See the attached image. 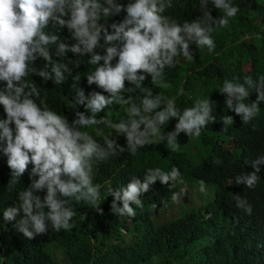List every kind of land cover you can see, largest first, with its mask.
I'll use <instances>...</instances> for the list:
<instances>
[{
  "label": "clouds",
  "instance_id": "9594fccd",
  "mask_svg": "<svg viewBox=\"0 0 264 264\" xmlns=\"http://www.w3.org/2000/svg\"><path fill=\"white\" fill-rule=\"evenodd\" d=\"M209 3L223 15L213 17ZM173 6V0H129L127 4L118 0H0V83L3 85L0 106L4 113L0 118V152L7 157L11 185H17L31 165L30 186L18 193L19 203L5 208L3 220L14 221L13 226L25 238L46 233L49 224L56 232L71 230L75 203L86 202L103 213L101 186L93 182L95 163L107 161L118 151L135 154L140 148L165 140L172 151H177L180 146L177 137L181 132L189 138H198L202 129L216 120L210 99H199L194 106L181 110L175 98L154 95L151 88L142 85L150 76L153 85L167 89L165 69L175 67L178 56L187 60L194 58L190 43L213 52L216 47L211 36L213 23L218 27L227 26L229 18L235 17L240 8L232 0H199L203 15L181 24L166 14ZM122 12L125 13L122 19L111 20ZM50 23L59 33L66 28L72 42L61 39L57 32H46ZM53 48L60 61L53 58ZM69 52L77 57L89 56L87 63L93 70L86 75L87 84L103 90L86 95L82 87H76L71 100L63 97L65 105L75 110L71 121L50 107L47 95H41L31 78L35 75L44 82L50 80L61 85L72 74L62 59ZM38 59L44 61L42 66L36 65ZM73 63L80 64L78 59ZM72 79L73 85L79 84L81 76L77 73ZM239 80L238 76L225 79L219 90L226 94L227 108L248 124L260 113L264 102V76L253 79L248 75L243 82ZM126 81L134 87H126ZM250 91H255L256 99L245 103ZM132 92L139 94L126 95ZM184 94L183 88L177 93ZM113 105L126 106L125 116L114 121L99 115ZM171 118H177L174 130L161 132ZM222 121L227 131L234 118L225 115ZM119 136L125 137L126 148L117 143L115 137ZM97 137H102L103 143ZM214 162L221 163L219 158ZM251 163L255 171L236 176L235 183L248 188L256 186L264 155ZM157 180L162 184L171 181L173 186L184 183L178 167L173 166L169 172L159 167L148 168L143 182L132 177L121 188L109 186L108 194L114 197L111 210L118 216L135 217L132 205L142 209L141 194ZM199 183V190L205 193V182ZM233 184V179L227 182L229 186ZM41 191L45 192L43 199L34 194ZM172 199L177 200L176 194ZM234 199L232 209L239 217L237 228L249 239V258L253 264H264V222L253 214L248 198L237 194ZM117 201H122V207ZM21 210L23 216H20ZM219 225L222 229H231L222 218ZM206 250L203 244L192 264H202L200 259ZM4 261L5 257L1 264Z\"/></svg>",
  "mask_w": 264,
  "mask_h": 264
},
{
  "label": "trees",
  "instance_id": "16d2710c",
  "mask_svg": "<svg viewBox=\"0 0 264 264\" xmlns=\"http://www.w3.org/2000/svg\"><path fill=\"white\" fill-rule=\"evenodd\" d=\"M118 2L127 4L129 0ZM232 3L238 5L240 11L229 18L228 25L218 27L213 23L211 36L216 45L213 52L190 43L194 58L187 60L178 56L175 67L165 69L169 84L167 89L153 85L150 76L142 85L151 88L154 95L175 98L181 110L194 106L199 99H210L212 115L216 120L209 122L198 138H189L184 132L178 135L180 146L186 149V145L189 146L187 152L181 148L172 151L165 140L140 148L135 154L127 150L119 153L117 150L116 156L95 163L93 182L101 186L102 214L86 202L75 203L76 215L71 230L56 232L49 224L46 233L37 234L32 239L25 238L13 226L14 221L3 220V211L7 206L19 203L18 193L30 186L31 165L18 184L13 186L7 157L0 152V264L4 257L3 264H192L199 257L203 244L207 250L200 259L202 264H253L248 254L249 239L237 228L239 217L232 209V200L237 194L248 198L253 205V214L264 222V164L259 165V179L254 188L235 183L236 176L255 171L251 161L264 155V102L260 105V113L250 123L244 124L234 110L227 108L226 94H221L219 89L225 79L232 80L234 76L240 78L239 82H243L248 75L253 79L264 76V0H232ZM173 5L166 14L181 24L203 15L199 0H173ZM208 9L215 18L223 15L211 3ZM124 15L122 12L111 20L118 21ZM45 31L59 33V29L52 27L51 23ZM59 34L61 39L72 42L66 28ZM52 53L54 59L61 60L55 56V48ZM62 59L68 63L72 74L61 85H55L50 80L44 82L35 75L31 78L41 95H47L50 107L71 121L75 118V110L65 105L63 97L71 100L76 87H82L86 95L93 90H103L95 84H87L86 75L93 70V66L87 63L88 55L77 57L69 52L67 58ZM77 59L79 66L73 63ZM35 63L39 67L44 61L38 59ZM115 63L116 59L112 61L113 66ZM77 73L81 80L73 85L72 77ZM126 87L134 85L126 81ZM181 88L185 94L177 95ZM138 94L126 93L133 97ZM255 99V91H250L244 102L251 103ZM125 108L113 105L99 115L118 121L125 116ZM79 110L84 111L83 106H79ZM225 115L234 118L227 131L222 121ZM3 116V107L0 106V118ZM176 123L177 118H171L167 125L162 126L161 132L173 131ZM115 138L126 148L124 136ZM97 139L103 143L102 137ZM193 140L195 145L191 148ZM217 158L221 163L214 162ZM173 166L179 168L183 184L173 186L171 181L162 184L159 180L151 184L149 190L141 194L143 208L132 205L136 210L135 217L118 216L111 210L114 197L108 194L109 186L121 188L132 177H138L143 182L148 168L159 167L169 172ZM231 179L234 180L233 186L227 185ZM200 180L205 182V193L199 190ZM189 192L200 207L190 208ZM34 194L43 199L45 192ZM174 194L177 196L175 202L172 199ZM117 204L122 207V201H117ZM153 204H156L155 209ZM174 210L179 212L177 218ZM20 216H23L22 210ZM219 218L231 229H222Z\"/></svg>",
  "mask_w": 264,
  "mask_h": 264
},
{
  "label": "rangeland",
  "instance_id": "374dc122",
  "mask_svg": "<svg viewBox=\"0 0 264 264\" xmlns=\"http://www.w3.org/2000/svg\"><path fill=\"white\" fill-rule=\"evenodd\" d=\"M245 37H247V36H245ZM247 69H249V66H247ZM195 139V138H194ZM178 140V139H177ZM181 145V144H180ZM195 145V141L193 140L192 141V143L190 144V147L192 148L193 146ZM187 146V149H190L189 148V146L188 145H186ZM182 149V150H185L186 149V147H184V146H179V149ZM187 149H186V152H187ZM188 189H190L189 187H188ZM191 200H193V204H191ZM188 203H189V205H190V208H198V207H200V206H198V205H196L195 204V202H194V199H193V194L191 193L190 194V192H189V197H188ZM174 215L176 216V218H177V216L179 215V212L177 211V210H174ZM162 221V219L160 220V222ZM174 264H177V263H174Z\"/></svg>",
  "mask_w": 264,
  "mask_h": 264
}]
</instances>
